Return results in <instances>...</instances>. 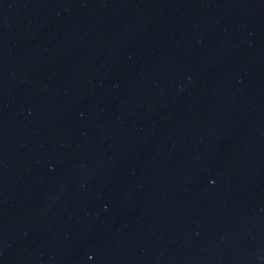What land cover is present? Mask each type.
I'll use <instances>...</instances> for the list:
<instances>
[{
	"label": "water",
	"instance_id": "95a60500",
	"mask_svg": "<svg viewBox=\"0 0 264 264\" xmlns=\"http://www.w3.org/2000/svg\"><path fill=\"white\" fill-rule=\"evenodd\" d=\"M0 264H264V0H0Z\"/></svg>",
	"mask_w": 264,
	"mask_h": 264
}]
</instances>
